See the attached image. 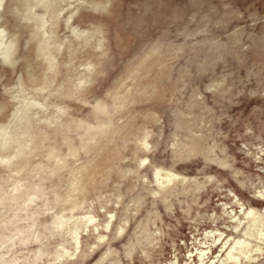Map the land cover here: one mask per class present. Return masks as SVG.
I'll return each mask as SVG.
<instances>
[{"label":"rangeland","instance_id":"obj_1","mask_svg":"<svg viewBox=\"0 0 264 264\" xmlns=\"http://www.w3.org/2000/svg\"><path fill=\"white\" fill-rule=\"evenodd\" d=\"M0 42V264H264V0H0Z\"/></svg>","mask_w":264,"mask_h":264},{"label":"bare ground","instance_id":"obj_2","mask_svg":"<svg viewBox=\"0 0 264 264\" xmlns=\"http://www.w3.org/2000/svg\"><path fill=\"white\" fill-rule=\"evenodd\" d=\"M78 1V0H77ZM69 3V2H68ZM140 25V24H139ZM3 33V29L1 30V34ZM167 39V38H166ZM1 43V42H0ZM2 44V43H1ZM23 44V43H22ZM24 45V44H23ZM11 47V45H9ZM5 47H6V44H5ZM5 51V50H4ZM9 51V50H8ZM7 51V52H8ZM5 53V52H4ZM5 59H6V56H5ZM16 69V68H15ZM6 71V70H5ZM17 76V75H16ZM17 80H15L16 82ZM16 85V84H15ZM14 85V86H15ZM19 85H22V84H19ZM19 87V86H18ZM23 87V85H22ZM17 88V87H16ZM6 89V88H5ZM4 89V90H5ZM9 89V88H8ZM7 91V89H6ZM18 93V92H17ZM7 94V93H6ZM12 94V93H11ZM18 95V94H17ZM10 96V95H9ZM16 96V95H15ZM15 96H14V99H15ZM17 99V98H16ZM14 102V101H13ZM20 104V103H19ZM34 104V102H28L26 103L24 106H25V110L29 109V107ZM7 106V105H6ZM19 106V105H18ZM6 108V107H5ZM15 109V108H14ZM20 109V108H19ZM24 110V109H23ZM2 111V110H1ZM13 111H16V110H13ZM27 113V112H26ZM25 117V111L24 112H20V114L16 112L13 113L12 115V119H11V123L13 122L14 125L12 127L13 130H15L16 128V124L19 120H21L22 118ZM8 119V118H7ZM4 121V120H3ZM8 121V120H7ZM6 121V122H7ZM5 123V122H4ZM10 123V122H9ZM10 123V124H11ZM10 126L9 125H3L1 124L0 125V148L3 147H7V145L9 144L10 141H14V140H18V137H14L11 134V130H10ZM14 133V132H13ZM19 142V141H18ZM34 144V143H33ZM37 144V143H36ZM21 145V144H20ZM20 149V148H19ZM16 150V148H15ZM20 151H18V153H20ZM18 153H15L14 156H16ZM155 174L156 176H159L160 175V169H157L155 171ZM174 176V177H178V175L174 172H170V171H166L165 172V178L167 179V181H169L171 179V177ZM183 179H185V177H182ZM158 183L161 182L160 179H157ZM30 193V192H28ZM28 197V196H25V198ZM28 199V198H27ZM30 201V199H28V202ZM28 207H30V203L28 204V206L26 208H24L23 210L24 211H27L25 209H27ZM27 214L29 213H32L30 210L26 212ZM14 216H18V214H15ZM94 218L92 216H89L88 217V221H92ZM260 217H259V214H255V211L253 212V210H251L247 215H246V221H248V223L246 224V227L245 229L242 231V233L240 234L242 237V239H236L233 243V245L231 246L230 248V251L228 252L227 254V258H234L236 257L235 256V253H244L246 256H250L248 253H245L247 250V247L250 245V242L252 241L253 239V234L255 232V230L257 231L259 228H260ZM62 221H59L58 222V225L57 227L58 228H61L62 226ZM87 226V225H86ZM90 228V227H89ZM97 228V227H96ZM30 233H27V235L29 236ZM69 235L72 239V242H73V248H68L66 247L63 243L60 245V249L59 251L61 252H57L59 255V257H61L62 259H65V258H71V257H74L79 248H80V237H79V228L78 227H73L69 230ZM12 237V236H11ZM57 256H55V258H57ZM251 258V257H249Z\"/></svg>","mask_w":264,"mask_h":264}]
</instances>
